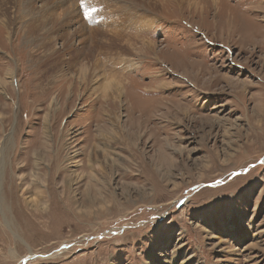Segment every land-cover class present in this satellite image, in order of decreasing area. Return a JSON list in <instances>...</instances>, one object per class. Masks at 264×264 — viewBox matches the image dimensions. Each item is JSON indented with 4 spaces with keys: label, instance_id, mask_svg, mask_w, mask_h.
Masks as SVG:
<instances>
[{
    "label": "rangeland",
    "instance_id": "374dc122",
    "mask_svg": "<svg viewBox=\"0 0 264 264\" xmlns=\"http://www.w3.org/2000/svg\"><path fill=\"white\" fill-rule=\"evenodd\" d=\"M0 264H264V0H0Z\"/></svg>",
    "mask_w": 264,
    "mask_h": 264
},
{
    "label": "bare ground",
    "instance_id": "6f19581e",
    "mask_svg": "<svg viewBox=\"0 0 264 264\" xmlns=\"http://www.w3.org/2000/svg\"><path fill=\"white\" fill-rule=\"evenodd\" d=\"M4 24V23H3ZM2 26V25H1ZM32 29V32H31V34L32 35H34L35 34V32H36V30H38L39 29V27H38V25L37 26H35V28H31ZM82 32V31H81ZM97 35H98V33H96ZM95 34V35H96ZM101 34V33H100ZM80 35V34H79ZM94 35V34H93ZM102 36V35H101ZM111 36V38L116 42V41H122V39L123 38H125V37H122V35L120 34V33H111L110 35H109V37ZM111 38H109L110 40H112ZM105 41V40H104ZM98 42V41H97ZM107 43V42H106ZM99 44V43H98ZM101 45H102V43H100ZM99 44V45H100ZM111 44H113V42L112 41H108V43H107V45L105 44V45H102V46H99V47H101V48H106V47H108V48H111L110 46H113V45H111ZM116 43H114V45H115ZM98 47V46H97ZM98 47V48H99ZM113 47H117V44H116V46H113ZM112 50V49H111ZM107 51H108V49H107ZM107 51H106V53H107ZM75 53V52H74ZM84 55V54H83ZM89 55H91L90 53H89ZM107 55V54H106ZM73 57V56H72ZM85 57H86V55H85ZM74 58V57H73ZM89 58H92L91 56H89ZM95 63V62H94ZM93 65V64H92ZM92 67V66H91ZM95 69H96V67H94ZM83 69V68H82ZM85 69V68H84ZM29 254H30V252H29ZM31 255H29L28 257H30Z\"/></svg>",
    "mask_w": 264,
    "mask_h": 264
},
{
    "label": "snow or ice",
    "instance_id": "6c2138e0",
    "mask_svg": "<svg viewBox=\"0 0 264 264\" xmlns=\"http://www.w3.org/2000/svg\"><path fill=\"white\" fill-rule=\"evenodd\" d=\"M92 11H94L95 9H91Z\"/></svg>",
    "mask_w": 264,
    "mask_h": 264
}]
</instances>
